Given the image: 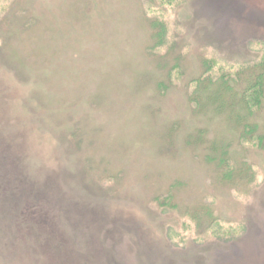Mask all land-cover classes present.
<instances>
[{
  "label": "rangeland",
  "instance_id": "obj_1",
  "mask_svg": "<svg viewBox=\"0 0 264 264\" xmlns=\"http://www.w3.org/2000/svg\"><path fill=\"white\" fill-rule=\"evenodd\" d=\"M263 64L264 0H0V264H264Z\"/></svg>",
  "mask_w": 264,
  "mask_h": 264
},
{
  "label": "trees",
  "instance_id": "obj_2",
  "mask_svg": "<svg viewBox=\"0 0 264 264\" xmlns=\"http://www.w3.org/2000/svg\"><path fill=\"white\" fill-rule=\"evenodd\" d=\"M254 74L253 78L247 82L248 85L241 90V92L237 93L239 104H241L240 106H242L241 108L243 110L239 109V111L236 112L237 115L235 117L241 128L239 137L241 143H251L253 146L259 147L258 149L260 151H264V133L261 132L259 123L255 119L264 100V69L261 72H255ZM226 77L227 76H224L223 78ZM220 84L223 83L220 82ZM231 149L235 148L231 145L224 149L223 157H221L219 162L222 165L221 169L224 174L222 176L225 179L230 178L229 174H231V171L234 174L235 170H237V168L234 169V166L232 165L233 156L230 154ZM236 180L237 178L235 181Z\"/></svg>",
  "mask_w": 264,
  "mask_h": 264
}]
</instances>
